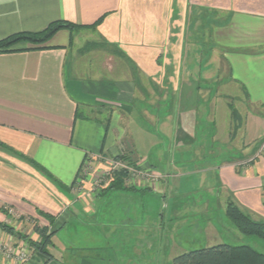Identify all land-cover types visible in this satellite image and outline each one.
<instances>
[{
    "label": "crops",
    "instance_id": "1",
    "mask_svg": "<svg viewBox=\"0 0 264 264\" xmlns=\"http://www.w3.org/2000/svg\"><path fill=\"white\" fill-rule=\"evenodd\" d=\"M62 20L79 27L57 30L47 48L0 53V222L30 237L35 223L57 230L46 254L0 227L15 247L0 264H151L164 244L151 234L165 219L159 197L176 178L164 167L169 147L193 144L200 156L202 111L210 130L218 115L230 125V104L218 103L226 94L209 88L264 109V0H0V39ZM248 129L236 153L209 156L216 200L193 209V227L211 212L207 246L228 240L230 199L264 221V118L251 111ZM122 154L164 178L96 187L106 159Z\"/></svg>",
    "mask_w": 264,
    "mask_h": 264
},
{
    "label": "rangeland",
    "instance_id": "2",
    "mask_svg": "<svg viewBox=\"0 0 264 264\" xmlns=\"http://www.w3.org/2000/svg\"><path fill=\"white\" fill-rule=\"evenodd\" d=\"M223 65L224 66L222 67L221 71H219V74L227 75V66L225 64ZM256 74L259 77H262L263 73L261 71H257ZM212 85L209 86L213 87ZM217 85H215V88H209V90L218 88V91L226 94L224 98L221 96L222 98L218 99V103H229L230 108L232 104L236 108V111L239 113V115H233V111L231 109L229 122L230 125L226 123V116H216V118L219 119L218 121H223V123L220 124L221 126L219 130H217V127H215L216 129L214 130H210V126L208 127L207 123H209L212 117H205V112L203 111L200 113L201 115L199 116V126L196 140V144L199 145L198 149L201 150L200 156H198L199 152L197 153L196 146H193V144L181 147H178L176 145L174 147H169L167 152V158L169 159V161L164 164V167H166V171H170L171 169L173 175L176 176V178H171L170 186L167 187L166 191L169 190V196L163 198V196L160 195L159 197V199L161 200L160 206H162L161 212H163V216H165V219L159 220L161 228H159L158 226H151V234L155 236L160 235V237H163L164 244L161 249V243H156L154 249L151 250L153 251L151 255L155 257L154 259H151V264H173L174 258L177 255L185 251L207 247V245H209L210 236L207 235L206 230L204 231L203 224H205V221L208 219L207 216L210 215L211 212H207L205 210L199 212V214L201 215L196 222V226L193 227V209L197 208V204L198 207L201 208L206 203L216 200L211 194L206 191L208 181H210V179H213L211 172L208 169H205L209 165H211L209 161L212 159L209 156L214 154H233L236 153L237 150L241 149V146L249 143V140L252 136L248 129V118L251 116V111L256 112V114L258 113L261 118H264V109L250 105L249 102L244 100V97L240 99L238 98L239 96H244L242 92L234 93L232 92V89L231 91L220 90L222 89L220 87L222 84L218 83ZM215 91L217 92V90ZM236 95L239 96L237 97ZM206 98L207 96L201 98L198 101H201L206 105ZM208 101L211 104V102L214 103L215 100L209 99ZM185 102L190 103V100H184V104L186 105ZM243 119L244 122H246V127H242L245 131H243V129L240 131V127L238 125L239 123L243 122ZM218 121H216L215 124H217ZM261 132L263 134V130ZM243 133L245 134L244 137H242ZM261 149L264 152V144ZM116 157L122 158L123 161H125V163L130 165V167L132 168H136L139 170L141 169L145 172L153 169L151 167H146L145 165L140 164L139 162L133 160L131 157L126 156L125 154L115 157H109L108 159H114ZM108 159H106L107 161L105 174L103 172L100 175L102 178H106L100 183V185L98 183H95L96 187L103 188L108 183L111 185L112 182L117 179L122 172L124 174V181L127 187L138 186L137 183H135L136 185H133V182L135 181L141 183L144 181V178L142 179L140 177H137L136 175L132 177V175L129 173V170L127 171L125 168H122L123 170L118 169L116 172H113V177H111L112 175L109 176L110 166ZM88 165L90 164L88 163ZM106 172H108V174ZM95 180H97V178H95ZM127 180L132 181L130 183H127ZM152 205H154V202H152ZM173 207L175 210H178L174 212ZM216 213H218V211ZM229 223V229L224 232L228 237L227 242L232 243L233 245L248 244L255 247L259 251L264 252V240L259 239L260 241H254V239H258L256 237L246 236L241 233L235 227L232 221H230V219ZM151 224L154 225L153 222H151ZM234 232H240L238 234H242L241 236H244V238L246 239L239 240L235 238ZM158 246H160V248L157 250Z\"/></svg>",
    "mask_w": 264,
    "mask_h": 264
},
{
    "label": "trees",
    "instance_id": "3",
    "mask_svg": "<svg viewBox=\"0 0 264 264\" xmlns=\"http://www.w3.org/2000/svg\"><path fill=\"white\" fill-rule=\"evenodd\" d=\"M66 27L73 30L79 26L62 20L51 23L41 32H19L12 34L0 39V53L47 48L48 46L44 44L50 37L57 30ZM25 43L32 46H19ZM231 109L233 115L238 114L232 104ZM124 179L122 172L112 182L111 187H125ZM226 214L241 233L246 236L256 237L258 241L264 240V221L254 219L233 199L228 201ZM0 227L6 232L15 234L19 238L26 240L34 250L46 254L49 253L48 246L52 242L51 238L57 231L56 229L50 230L48 226L35 223L34 232L37 234V237H30L6 222H0ZM173 264H264V252L248 244L233 245L232 243L224 242L185 251L174 258Z\"/></svg>",
    "mask_w": 264,
    "mask_h": 264
},
{
    "label": "built area",
    "instance_id": "4",
    "mask_svg": "<svg viewBox=\"0 0 264 264\" xmlns=\"http://www.w3.org/2000/svg\"><path fill=\"white\" fill-rule=\"evenodd\" d=\"M109 161V176L112 175L113 172H116L118 169L120 170H123L122 168H125L127 171L129 170V173L132 175V177L134 175H136L137 177H140V178H144V181L141 183V182H138V181H135L133 182V185H136L135 183H137L138 185H144L145 183H148L152 186L155 185L156 182H158L159 180H161L164 175L156 170H150V171H147L145 172L144 170H139V169H136V168H132L130 167V165L126 164L125 161H123L122 158H119V157H116L114 159H108ZM91 169V166L88 165V164H85L84 165V170H83V174H88L90 173V170ZM108 174V172H106ZM104 174H105V170H104ZM82 177V176H81ZM113 177V175L111 176ZM97 180L96 183H98L100 185V183L106 178H102L101 176H96ZM102 178V179H101ZM132 181V180H131ZM130 180L126 181L127 183H130L131 182ZM81 183V181H80ZM0 205H1V201H0ZM6 209L8 210V213L9 214H12V213H15V211L10 208V207H6ZM8 239H5L3 237L0 236V255L2 254H6V255H9L11 254V252H15V247H14V240L12 237L10 236H7ZM31 248L29 247H23L19 250V252H17V255H18V259L21 260V261H25L29 258L30 254H31Z\"/></svg>",
    "mask_w": 264,
    "mask_h": 264
}]
</instances>
